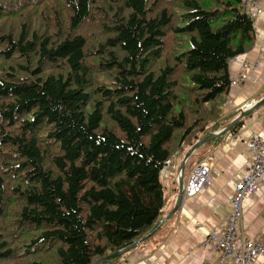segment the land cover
<instances>
[{
  "label": "trees",
  "instance_id": "trees-1",
  "mask_svg": "<svg viewBox=\"0 0 264 264\" xmlns=\"http://www.w3.org/2000/svg\"><path fill=\"white\" fill-rule=\"evenodd\" d=\"M254 40L242 0H0V264H95L150 234L165 163L228 126Z\"/></svg>",
  "mask_w": 264,
  "mask_h": 264
},
{
  "label": "crops",
  "instance_id": "crops-1",
  "mask_svg": "<svg viewBox=\"0 0 264 264\" xmlns=\"http://www.w3.org/2000/svg\"><path fill=\"white\" fill-rule=\"evenodd\" d=\"M247 12L254 22L255 40L246 53L236 57L235 63L229 64L231 86L222 109L228 126L223 130L246 112L248 104H255V107L245 118L240 132L226 134L222 144L203 160L210 167L211 183L196 197L183 196L177 212L167 222L168 236L163 244L155 251H135L126 258L127 264L217 263L218 253L204 250L203 242L210 232L222 229L229 218L232 183L243 177L250 165L251 153L247 148V140L254 135L264 136V3L258 1L248 6ZM244 62L254 64V80L238 85L234 80L240 73V64ZM190 150L186 148L175 157L162 176L166 189L165 216L174 210L180 194L177 174L182 173L181 182L185 186L196 166L186 168L183 165ZM243 224L249 239L256 240L261 236L264 228V183L262 190L246 201ZM256 264L264 262L260 260Z\"/></svg>",
  "mask_w": 264,
  "mask_h": 264
},
{
  "label": "built area",
  "instance_id": "built-area-1",
  "mask_svg": "<svg viewBox=\"0 0 264 264\" xmlns=\"http://www.w3.org/2000/svg\"><path fill=\"white\" fill-rule=\"evenodd\" d=\"M264 0H242L248 7L256 2ZM236 58L230 60L235 63ZM254 64L244 62L240 64V73L235 84L241 85L252 82ZM255 104H248L245 111L251 110ZM247 148L251 153L250 165L243 177L232 183V195L230 197V214L222 229H215L203 242V249L218 253L216 264H256L260 260L264 262V228L261 236L251 240L246 235L244 228V205L248 198L262 190L264 183V136L254 135L247 140ZM171 160L165 163V169L171 165ZM187 159L183 161V165ZM182 173L177 174V182L182 180ZM210 167L208 163L201 162L196 165L183 188L184 196L192 198L200 195L210 185Z\"/></svg>",
  "mask_w": 264,
  "mask_h": 264
},
{
  "label": "water",
  "instance_id": "water-1",
  "mask_svg": "<svg viewBox=\"0 0 264 264\" xmlns=\"http://www.w3.org/2000/svg\"><path fill=\"white\" fill-rule=\"evenodd\" d=\"M251 110H248L246 112H244L237 120H235V122H233L226 130H223L222 132L220 133H217L213 136H210L204 140H202L201 142L197 143L191 150L190 152L187 154V160L188 158L193 154V152H195L199 147L203 146L204 144L214 140L215 138L219 137L220 135H223L225 133H227L230 129H232L234 127V125H236V123L241 120V119H244L246 118L248 115H249V112ZM165 172V171H164ZM164 172L162 174V176L164 175ZM179 186H180V194H179V197H178V200H177V204H176V207L174 208V210L168 215L166 216L161 222H159V224L153 229V231L148 234L145 238H143L142 240H140L139 242L135 243L134 245L130 246L129 248L127 249H124V250H121L119 251L118 253L114 254V255H111L103 260H99L98 262H96L95 264H100L102 263L103 261H106V260H111V259H115V258H118V257H121L123 256L124 254H126L127 252L135 249L136 247H138L142 242H144L147 238H149L151 235H153L157 229H159L165 222H167L178 210V208L180 207V204L182 202V199H183V196H184V193H183V188H184V184L183 182L180 181L179 183Z\"/></svg>",
  "mask_w": 264,
  "mask_h": 264
},
{
  "label": "rangeland",
  "instance_id": "rangeland-1",
  "mask_svg": "<svg viewBox=\"0 0 264 264\" xmlns=\"http://www.w3.org/2000/svg\"><path fill=\"white\" fill-rule=\"evenodd\" d=\"M169 215V214H168Z\"/></svg>",
  "mask_w": 264,
  "mask_h": 264
}]
</instances>
